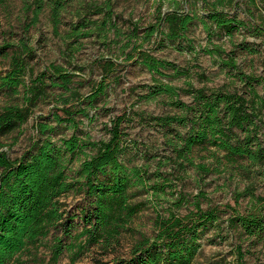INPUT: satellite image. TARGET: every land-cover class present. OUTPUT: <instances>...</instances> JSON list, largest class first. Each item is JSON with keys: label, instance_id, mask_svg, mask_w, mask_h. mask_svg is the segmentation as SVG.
<instances>
[{"label": "rangeland", "instance_id": "374dc122", "mask_svg": "<svg viewBox=\"0 0 264 264\" xmlns=\"http://www.w3.org/2000/svg\"><path fill=\"white\" fill-rule=\"evenodd\" d=\"M176 9L202 15L207 10L200 0H65V8L55 19L50 7L36 16L33 0H0V47L11 45L9 50L13 52L27 43L34 53L25 76L28 84L42 71L50 73L53 65L62 66L72 78L68 91L47 89L48 96L33 108L21 128L0 139V151L12 159L20 158L39 138V125L56 126L53 114L57 111L64 115L65 108L76 111L77 122L57 126L53 133L57 142L74 133L93 141L108 140L111 120L128 113L122 125L129 146L125 160L130 166L137 165L143 175L144 184L136 187L134 200L143 202L144 209L132 221L134 231L123 233L106 251L98 246L86 249L75 262L72 253L77 248L67 250L58 264H114L118 256H129L137 241L154 237L159 219L172 214L183 218L196 211L197 205L216 208L222 214L220 226L203 236L194 264H264V237L248 235L230 222L238 215L264 212V163L247 166L228 161L224 152L213 147L197 148L184 157L177 135H187L188 127H162L137 115L144 113L149 118L184 113L166 95L148 96V86L158 83L175 85L179 96L174 100L187 104L194 102L191 90L199 88L207 92L237 91L250 98L249 86L239 75L242 72L262 80L257 88L264 97V40L246 29L232 37L218 30L206 31L199 22L188 33L190 43L178 41L160 47L157 35L148 39L147 31L157 25L160 11ZM242 43L252 48L243 50ZM142 51L174 62L180 73L165 70L163 75L154 76L139 56L131 57V52ZM231 58L237 67L229 64ZM9 64L10 57L0 58V71H6ZM100 83L106 86V92L90 104L86 98ZM9 101L0 97V109ZM257 106V120L264 122V101ZM259 124L264 127V123ZM258 136L264 147V128ZM91 148L72 159L73 170L94 154ZM62 200L72 213H78L85 202L83 195L74 193ZM57 235L61 233L53 229L38 248L22 255L18 264L48 262Z\"/></svg>", "mask_w": 264, "mask_h": 264}, {"label": "trees", "instance_id": "16d2710c", "mask_svg": "<svg viewBox=\"0 0 264 264\" xmlns=\"http://www.w3.org/2000/svg\"><path fill=\"white\" fill-rule=\"evenodd\" d=\"M162 3L165 0H158ZM206 13L172 10L159 12L157 25L149 28L146 37L155 34L158 45L190 43L188 33L199 22L206 31H220L232 37L240 29L264 40V0H200ZM36 16L50 7L55 19H59L65 8V0H33ZM106 12L110 13L108 9ZM111 25L114 23L110 17ZM107 23V22H106ZM133 31H136L133 28ZM11 45L0 47V58L10 57L6 71H0V97L10 98L0 109V139L19 130L29 119L33 108L48 96L47 89H70L71 75L62 66L53 65L49 72L42 71L32 84L25 76L30 60L34 57L27 43L11 52ZM240 48H252L248 43ZM219 51V50H218ZM254 52V50L251 49ZM26 54V57L24 56ZM139 56L141 64L155 75L165 70L180 73L178 66L151 52H131ZM232 67H237L231 58ZM240 78L249 86L251 97L237 91L216 89L207 92L203 88L193 89L194 102L187 104L174 100L179 96L178 88L171 83L150 85L148 96L170 97L182 115L151 116L137 115L147 121H156L162 127L174 124L188 127L187 135L178 134L180 152L189 157L194 150L213 147L224 152L228 161L247 166L264 163V147L259 133L262 127L258 119L257 106L264 101L257 85L262 80L254 75L239 72ZM157 79V78H156ZM49 81V82H48ZM106 92L100 83L86 101L96 103ZM75 93V92H74ZM259 100V101H258ZM67 102H64L66 104ZM64 115L54 112L53 121L39 125V138L20 158L12 159L0 151V264H18L22 255L38 248L53 229L61 235L54 237L48 262L58 264L65 251L72 252L75 262L86 249L100 247L109 249L119 242L123 233L134 231L132 221L144 209V203L134 200L136 187L144 184L141 169L126 163L128 144L123 123L128 113L114 117L109 128L108 140L93 141L73 134L59 142L53 140L57 126L64 123L75 125L76 111L62 109ZM192 116V117H190ZM92 147L94 154L88 155L76 170L70 163L78 153ZM178 149V148H177ZM81 194L84 205L78 213L67 209L63 197ZM221 211L216 208L197 210L185 217L172 214L157 221L155 236L143 237L133 246L129 256H118L114 264H194L198 257L203 236L220 226ZM77 220L80 222H77ZM234 227H241L248 235L264 237V212L238 215L230 219ZM81 225V229L79 226Z\"/></svg>", "mask_w": 264, "mask_h": 264}]
</instances>
